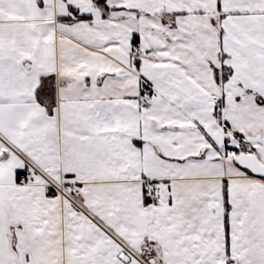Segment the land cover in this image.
<instances>
[{
	"label": "snow or ice",
	"instance_id": "1",
	"mask_svg": "<svg viewBox=\"0 0 264 264\" xmlns=\"http://www.w3.org/2000/svg\"><path fill=\"white\" fill-rule=\"evenodd\" d=\"M0 264H264V0H0Z\"/></svg>",
	"mask_w": 264,
	"mask_h": 264
}]
</instances>
